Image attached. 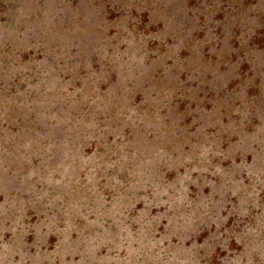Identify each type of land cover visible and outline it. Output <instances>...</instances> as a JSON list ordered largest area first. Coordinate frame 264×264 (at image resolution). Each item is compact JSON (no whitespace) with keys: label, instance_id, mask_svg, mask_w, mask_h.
Returning <instances> with one entry per match:
<instances>
[{"label":"rangeland","instance_id":"374dc122","mask_svg":"<svg viewBox=\"0 0 264 264\" xmlns=\"http://www.w3.org/2000/svg\"><path fill=\"white\" fill-rule=\"evenodd\" d=\"M0 264H264V0H0Z\"/></svg>","mask_w":264,"mask_h":264}]
</instances>
